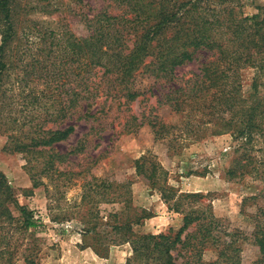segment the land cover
I'll list each match as a JSON object with an SVG mask.
<instances>
[{
    "label": "rangeland",
    "instance_id": "obj_1",
    "mask_svg": "<svg viewBox=\"0 0 264 264\" xmlns=\"http://www.w3.org/2000/svg\"><path fill=\"white\" fill-rule=\"evenodd\" d=\"M152 1L154 8L161 7V0ZM130 5L117 0H10L17 33L6 60L14 62L16 57L21 78L24 66L32 65L29 85L38 92L50 88L59 107L60 92L65 101L68 89L81 91L77 73L82 69L77 63H61L56 54H49L47 63L44 33L54 32L58 40L82 39L89 35L88 20L103 12L130 18ZM229 6L245 17L264 13V0H230ZM216 60L201 50L193 61L175 68L171 79L145 74L135 83L139 95L132 101L100 96L80 102L66 120L75 127L74 133L53 151L64 155L82 146L67 161L55 163L64 175L57 168L41 174L40 154L31 165L25 155L6 151L8 134L0 131V264H156L153 250L137 253L134 246L146 243L149 235L171 230L176 234L187 214L201 216L200 224L216 222L221 237L201 244V236L190 238L203 248L191 256L192 246L179 245L171 252L176 264L189 256L194 264H257L262 255L252 234L264 217V100L263 132L245 154L238 150L227 119L221 118L229 114L213 107L216 96L231 94L232 88L223 78L212 86L201 72ZM98 70L92 73L96 83L103 74ZM57 71L62 75L66 71L67 76L55 82ZM252 76L253 70L236 76L243 91L249 90ZM198 88V98L185 95ZM259 90L264 97V78ZM170 94L177 99V108L166 97ZM142 157L163 168L155 180L158 184L137 171ZM233 162L237 175L229 179ZM31 173L41 182L39 187L33 186ZM102 182L108 188L100 190ZM26 216L35 226H22ZM197 223L183 233V240L197 230Z\"/></svg>",
    "mask_w": 264,
    "mask_h": 264
},
{
    "label": "trees",
    "instance_id": "obj_2",
    "mask_svg": "<svg viewBox=\"0 0 264 264\" xmlns=\"http://www.w3.org/2000/svg\"><path fill=\"white\" fill-rule=\"evenodd\" d=\"M117 1L131 3L130 18L126 15L100 13L87 21L89 35L78 40L69 37L58 40L54 32L43 34L42 41L46 46L43 53L48 59L47 63L49 54H56L61 63H77V68L82 69V73H77L78 78L81 77V91L68 89L65 92V101L60 92L58 95L62 103L58 107L56 93L49 90L50 88L38 92L29 85V78L34 73L32 65L24 66L21 78L17 74L19 66L16 57L14 62L6 60L8 49L17 32L9 7L10 0H0V131L8 134L4 149L10 153L25 155L31 165L35 155L40 154L43 156L41 174H48L57 168L58 173L64 175L55 167V163L62 164L67 161L71 155L81 152L82 146L64 155L55 154L53 151L57 144L74 133L75 127L67 125L66 120L72 118L80 102L100 96H106L107 99L135 100L139 95V90L135 89L139 77L149 74L156 80L171 79L175 68L193 61L195 54L202 50L217 56L215 62L205 65L201 71L205 74V82L214 86L223 78L232 88L231 94L223 92L222 98L216 96L213 107L229 114L228 118H221L227 119L226 126L236 133L238 150L243 149L248 154L253 140L263 132L260 117L264 97L261 96L259 88L264 78V13L245 17L229 6L230 0H161L160 8H154L152 0ZM96 69L103 70L99 83L92 76ZM241 70H253L247 92L241 89V82L235 80ZM55 75V82L63 75L67 76L66 71L63 75L57 71ZM190 80L192 79L188 81ZM200 82L203 84V77ZM17 91L19 94L16 97ZM198 93L200 88L185 92V95L198 98ZM166 97L174 100L173 105L178 107V101L172 94ZM87 114L88 111L85 112ZM205 123L207 122L203 124ZM146 164L152 167L148 169ZM137 171L153 185L158 184L155 181L157 174L161 171L163 174V168L147 157L137 161ZM30 175L33 186L39 187L41 182L34 174ZM236 175L233 162L227 176L234 179ZM102 184L100 190L108 188L105 182ZM21 219L25 229L35 226L33 218L26 216ZM198 220L199 223L195 224L197 230L187 233L183 240V233ZM201 220V216L187 214L183 227L176 234L173 235L171 230L168 234L149 235L145 240L147 242L140 246L135 245L134 250L137 253L153 250L157 256L156 264H176L171 252L179 245L181 248L192 246L191 256H195L194 250L200 253L203 248L198 247V244L221 237L216 234V222L200 224ZM197 236L202 238H199L196 245V241L193 244L190 238L196 240ZM252 236L262 255L257 264L264 263V217ZM228 263L229 261L221 264ZM231 263L237 264L236 261ZM182 264H194L193 259L189 256Z\"/></svg>",
    "mask_w": 264,
    "mask_h": 264
}]
</instances>
